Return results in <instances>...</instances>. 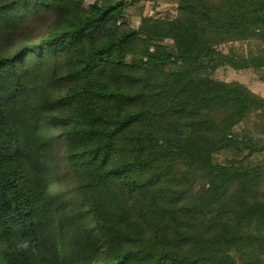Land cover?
I'll list each match as a JSON object with an SVG mask.
<instances>
[{
	"label": "trees",
	"instance_id": "obj_1",
	"mask_svg": "<svg viewBox=\"0 0 264 264\" xmlns=\"http://www.w3.org/2000/svg\"><path fill=\"white\" fill-rule=\"evenodd\" d=\"M84 1L0 0V264H264V139L234 129L264 98L208 72L264 66L218 48L264 39V0Z\"/></svg>",
	"mask_w": 264,
	"mask_h": 264
},
{
	"label": "rangeland",
	"instance_id": "obj_2",
	"mask_svg": "<svg viewBox=\"0 0 264 264\" xmlns=\"http://www.w3.org/2000/svg\"><path fill=\"white\" fill-rule=\"evenodd\" d=\"M94 1L103 2L104 0H85L86 6ZM125 6L119 18V22L127 23L131 27H138L144 16L165 17L175 16L178 13V0H124ZM53 16H47L43 20L34 23L37 26V33L47 29L53 22ZM38 35V34H37ZM219 50L231 55L235 60H247L252 56L264 54V39L249 37L241 40L223 42L218 45ZM245 58V59H244ZM211 78L218 81L238 82L249 88L255 94L264 98V66L256 67L251 64L244 67H234L230 64L218 66L215 70L208 68ZM239 139L246 140L245 133L252 135L255 139H264V112L260 109L253 110L242 119L234 128ZM242 154L247 155L249 149L242 147ZM244 155V156H245ZM237 156L233 149L222 151L215 154V161L226 163L229 159ZM246 162L259 164L264 168V150L257 152L246 158Z\"/></svg>",
	"mask_w": 264,
	"mask_h": 264
},
{
	"label": "clouds",
	"instance_id": "obj_3",
	"mask_svg": "<svg viewBox=\"0 0 264 264\" xmlns=\"http://www.w3.org/2000/svg\"><path fill=\"white\" fill-rule=\"evenodd\" d=\"M15 250L20 253H27L33 256H39L40 250L29 238H21L15 243Z\"/></svg>",
	"mask_w": 264,
	"mask_h": 264
}]
</instances>
